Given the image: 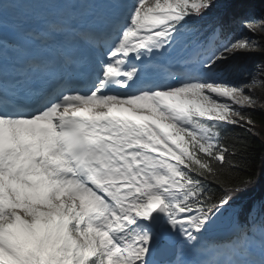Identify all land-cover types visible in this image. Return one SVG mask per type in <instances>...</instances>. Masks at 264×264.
Listing matches in <instances>:
<instances>
[{
	"label": "snow or ice",
	"instance_id": "obj_1",
	"mask_svg": "<svg viewBox=\"0 0 264 264\" xmlns=\"http://www.w3.org/2000/svg\"><path fill=\"white\" fill-rule=\"evenodd\" d=\"M111 3L124 15L110 43L93 29L75 34L98 52L90 73L55 90L0 82V264H186L179 256L216 243L247 252L264 211L253 216L243 201L259 177L233 176L246 144L225 136L255 126L244 109L258 81L245 84L230 61L257 44L230 24L255 31L258 0ZM5 27L0 5V45ZM186 31L203 35L197 58L162 73L152 58ZM223 217L230 235L209 241Z\"/></svg>",
	"mask_w": 264,
	"mask_h": 264
},
{
	"label": "trees",
	"instance_id": "obj_2",
	"mask_svg": "<svg viewBox=\"0 0 264 264\" xmlns=\"http://www.w3.org/2000/svg\"><path fill=\"white\" fill-rule=\"evenodd\" d=\"M262 58L256 56L235 58L230 61V67L240 80L249 81L252 80L258 63L264 61ZM244 111L251 113L255 126L250 130L228 126L225 142L231 145L236 142V137H242L243 140L240 142L246 144L245 150L237 157L240 167L233 176L235 178H246L248 175L259 177L256 185L244 198L243 206L247 210L249 205L253 208L256 199L264 194V112L262 109H244Z\"/></svg>",
	"mask_w": 264,
	"mask_h": 264
},
{
	"label": "rangeland",
	"instance_id": "obj_3",
	"mask_svg": "<svg viewBox=\"0 0 264 264\" xmlns=\"http://www.w3.org/2000/svg\"><path fill=\"white\" fill-rule=\"evenodd\" d=\"M154 2L155 0H149L150 5L154 4ZM160 2L161 4H163V0H160ZM262 9H264V5H260L259 0H258V7L256 8V14L258 17L256 18V20L259 23L256 24L255 31H247L246 29H243V28L239 30L238 35L246 36L251 41L256 42L257 46L251 49L250 51L264 52V11H262ZM222 43H225V41ZM250 56L251 55H247L246 58H249ZM254 77L258 81L257 84H261V87H258L255 84L248 85L249 87L253 89V95L256 98V100H255V103L251 107H246L245 109H264V105H263L264 104L263 103L264 101V62L259 64V66L257 67L255 71ZM236 95L237 97H239L240 94H236ZM148 114L150 113L148 112ZM161 122L170 123V121H161ZM171 162L176 163V161L174 160H172ZM257 213H259L258 207L254 210L253 215H256ZM222 221L219 222L220 226H222L223 223L225 224L230 223L228 217H223ZM262 221H264V218H259V220L254 224L253 227H254L255 232L258 234L259 238L263 239L264 241V235L262 236V234H264V222ZM257 242H260V241H257ZM260 244L264 246V243L260 242Z\"/></svg>",
	"mask_w": 264,
	"mask_h": 264
},
{
	"label": "bare ground",
	"instance_id": "obj_4",
	"mask_svg": "<svg viewBox=\"0 0 264 264\" xmlns=\"http://www.w3.org/2000/svg\"><path fill=\"white\" fill-rule=\"evenodd\" d=\"M17 1L20 2L21 0H17ZM25 1H26L25 5L29 9L32 8V5H35L38 12H46V7L49 6V4H50V3H44L43 0H25ZM45 1L47 2L48 0H45ZM76 1L77 0H69L70 6H71V8L69 10V15H72L73 16V5H74V3ZM84 1L86 2V0H84ZM94 1H96V0H93L92 3H94ZM99 1L102 3L101 5H103V8H107V9H109L111 11L112 14H115L116 9H115L113 3H111V0H99ZM82 5H85V3L82 2ZM3 10H4V8H3ZM23 11H24V8L21 6L20 9H19V13H20L19 15L23 14L22 13ZM122 12H123V8H121L116 14L122 13ZM232 24H234V23L232 22ZM148 122L150 123V121H148ZM150 126H152L154 128V130H156L158 132L161 131V129H158L155 124L150 123ZM169 146L172 147V145H171L170 142H169ZM174 151H175V149H174ZM168 158H171V155H169ZM220 221H222V218H221ZM219 222L215 226V228L209 233L208 238L211 237L213 234L216 235V236H220L222 234H228L229 233V230L228 229H224V230L221 229V231L217 229V227L220 226L219 225ZM216 232H218V233H216ZM250 244L251 245L248 246V247L249 248H254L253 245H252V244H254V242H250ZM192 253L193 252L185 253L183 256H179V258L184 259L186 261V264H188V261L187 260H188V258H190V255ZM238 253H239L240 258H241V263L240 264H255V263H253L251 261V259L249 257H251V255L258 256V253H259V256L258 257L260 258V260L262 262H264V246L263 245L262 246H259L258 247V250L257 251L255 250L253 253H251L249 251L244 252V253H241V252L238 251ZM193 264H196V263H193Z\"/></svg>",
	"mask_w": 264,
	"mask_h": 264
}]
</instances>
